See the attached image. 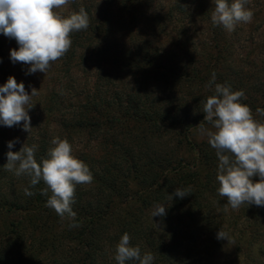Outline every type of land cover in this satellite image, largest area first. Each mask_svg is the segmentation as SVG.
<instances>
[{
  "label": "trees",
  "instance_id": "obj_1",
  "mask_svg": "<svg viewBox=\"0 0 264 264\" xmlns=\"http://www.w3.org/2000/svg\"><path fill=\"white\" fill-rule=\"evenodd\" d=\"M93 1L69 4L65 17L84 7L90 26L71 34L70 50L44 73L51 85L33 97L30 132L23 122L0 124V264H117L124 233L141 255L153 254V264H264V206L225 210L216 151L208 138L196 140L200 123L211 126L203 107L215 84L242 90L241 103L264 122L256 113L264 108V83L241 67H252V57L239 60L245 47L213 25V0ZM248 7L264 24V0ZM18 47L0 34V86L14 76L31 94L44 74L26 75L29 66L12 63ZM55 137L70 142L94 177L76 188L75 221L46 207L51 192L41 194L43 181L26 196L30 178L3 168L9 141L19 138L14 152L37 145L40 162ZM176 188L190 195L167 199ZM157 204L166 216H152ZM222 228L234 243L217 238Z\"/></svg>",
  "mask_w": 264,
  "mask_h": 264
},
{
  "label": "clouds",
  "instance_id": "obj_2",
  "mask_svg": "<svg viewBox=\"0 0 264 264\" xmlns=\"http://www.w3.org/2000/svg\"><path fill=\"white\" fill-rule=\"evenodd\" d=\"M75 0H0V34L14 39L18 49L10 51L13 64L20 62L29 66L27 74L42 72L47 75L52 64L70 50L71 34L87 30L90 18L84 7L65 17L54 11L74 3ZM214 10L211 20L215 26L231 33L239 24L250 23L254 12L248 7L249 0H213ZM2 63V59H0ZM215 73L207 87L215 83ZM38 90L33 87L31 94L26 91L23 82L18 83L10 76L0 86V124L13 127L21 125L30 132L31 117L29 111L35 106L33 97ZM246 99L242 90L232 91L230 86L215 84V94L206 99L203 107L204 121L211 125L206 129L199 124L201 134H206L208 143L216 151L218 158L217 181L218 194L226 198L225 210H233L242 205L264 206V122L254 118L252 109L241 103ZM256 113L264 117V108H257ZM19 138L8 142L7 163L3 166L15 176L30 178V187L24 189L26 196L35 193L30 190L41 181L46 185L41 194L47 196L46 207L53 209L61 220L68 218L75 221L77 213L72 205L75 203V192L79 185L93 182L89 166L72 155V145L67 139H52L46 158L38 162L35 153L37 145L26 143L19 151L11 149ZM259 179L254 182L253 178ZM190 195V188H176L167 199L174 196L183 199ZM166 207L157 204L152 216H166ZM72 222L70 228L80 227ZM217 238L234 243L223 228ZM130 235L124 233L115 249L117 264H153L155 257L148 252L141 255L138 246H132Z\"/></svg>",
  "mask_w": 264,
  "mask_h": 264
},
{
  "label": "rangeland",
  "instance_id": "obj_3",
  "mask_svg": "<svg viewBox=\"0 0 264 264\" xmlns=\"http://www.w3.org/2000/svg\"><path fill=\"white\" fill-rule=\"evenodd\" d=\"M92 4H95L93 0H90ZM69 6L67 5L64 8L61 9H55L54 11H56L57 13L62 14L63 16H65L67 14V12H69ZM262 22V16H256L255 19H252V21L250 23H246V24H239L235 31L228 33L229 34V38H231V40H233L234 42L240 43L242 44V46L245 47V49L242 50H237V54L241 55V57H239V60H244L246 55H249L252 57L250 58L251 62H253V65H251L252 67H248L246 65H241V67H243L245 70H247L248 72L251 70L254 75H255V83H257V85H259L260 83H264V24L261 23ZM120 39H122V35H119ZM253 38H255L256 42L253 43L254 46L250 47L247 43L252 40ZM124 39H122L121 41H123ZM161 42H163V46L166 48L170 47V41L164 39ZM237 46H240L239 44H236ZM171 48V47H170ZM253 54V55H252ZM246 60V59H245ZM248 63V62H247ZM250 68V69H249ZM44 74V73H43ZM43 79H39L37 85H36V89L38 90V95H36V99L41 98L40 96L44 94H46L48 87L51 85L50 81H47L45 74L41 75ZM45 78V79H44ZM69 93H67L68 95ZM255 113V112H253ZM31 119H32V115L31 113H29ZM206 129H210L213 130L210 127L206 128ZM204 138H208L206 134H201V132L199 131L198 136H196V140L197 141H201L204 140ZM77 142L80 141L81 144H84V140H78L77 137Z\"/></svg>",
  "mask_w": 264,
  "mask_h": 264
}]
</instances>
